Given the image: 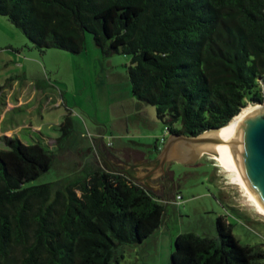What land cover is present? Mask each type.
I'll use <instances>...</instances> for the list:
<instances>
[{
	"label": "trees",
	"instance_id": "trees-1",
	"mask_svg": "<svg viewBox=\"0 0 264 264\" xmlns=\"http://www.w3.org/2000/svg\"><path fill=\"white\" fill-rule=\"evenodd\" d=\"M0 16L40 53L78 55L90 34L103 57L129 56L132 96L170 134L220 129L263 102L264 0H0ZM60 129L57 145L66 122ZM0 141V264H119L124 246L159 229L167 205L127 175L92 166L25 186L50 170L53 153ZM216 231L178 235L170 264H264L263 247L240 245L223 217Z\"/></svg>",
	"mask_w": 264,
	"mask_h": 264
},
{
	"label": "rangeland",
	"instance_id": "rangeland-1",
	"mask_svg": "<svg viewBox=\"0 0 264 264\" xmlns=\"http://www.w3.org/2000/svg\"><path fill=\"white\" fill-rule=\"evenodd\" d=\"M8 40L21 48L17 57L5 48ZM23 42L27 46L21 47ZM129 65V56L103 57L90 34L78 55L55 49L40 53L0 16V115L6 101L13 105L0 121V136L38 144L54 155L50 170L25 186L82 177L92 166L119 171L151 163L143 158H155L154 145L163 147L157 140L164 127L155 107L132 96ZM64 122L66 139L58 147L55 141L63 136ZM116 153L121 161L109 155ZM149 183L161 187L162 195L154 194L161 202L176 195L181 200L167 204L155 234L123 247L119 264H170L175 238L185 233L215 238L217 217L231 226L240 245L264 249V217L211 156H201L192 166L170 162L165 174Z\"/></svg>",
	"mask_w": 264,
	"mask_h": 264
},
{
	"label": "water",
	"instance_id": "water-1",
	"mask_svg": "<svg viewBox=\"0 0 264 264\" xmlns=\"http://www.w3.org/2000/svg\"><path fill=\"white\" fill-rule=\"evenodd\" d=\"M258 82L263 102L243 117L195 137L168 133L155 161L127 167L121 173L161 196V187H154L149 181L164 175L170 162L192 166L203 155L217 156V152H224L233 159L248 191L264 209V76ZM141 169L149 172H140Z\"/></svg>",
	"mask_w": 264,
	"mask_h": 264
},
{
	"label": "bare ground",
	"instance_id": "bare-ground-1",
	"mask_svg": "<svg viewBox=\"0 0 264 264\" xmlns=\"http://www.w3.org/2000/svg\"><path fill=\"white\" fill-rule=\"evenodd\" d=\"M254 107H247L244 108L238 116H236L233 120L243 117L249 110H252ZM232 120V121H233ZM214 149L217 151V146L214 147ZM215 151V152H216ZM211 157L219 162L225 170L230 173L231 181L238 185L240 189L243 191L244 196L247 199V202L250 203V205L255 209V212L261 216L264 217V209L261 207V205L254 199V197L251 195V193L248 191L240 172L233 161V159L229 158L224 152H217V156L211 155Z\"/></svg>",
	"mask_w": 264,
	"mask_h": 264
},
{
	"label": "crops",
	"instance_id": "crops-1",
	"mask_svg": "<svg viewBox=\"0 0 264 264\" xmlns=\"http://www.w3.org/2000/svg\"><path fill=\"white\" fill-rule=\"evenodd\" d=\"M23 45H21V47L22 46H27V44H25V42H23L22 43ZM5 48L7 49V50H10L11 52H12V54L14 55V56H16L17 57V54H20L21 53V51H19V49L21 50V48L18 46V45H15V44H13L12 45V43H11V41L10 40H8V42H6L5 43ZM21 103V101L19 100L18 101V103L17 104H20ZM3 107H4V109H3V111H2V113H1V115H0V121H2V119H3V117L5 116V114L7 113V112H9L10 110H12L13 109V105L11 104V103H7V101H6V103L5 104H3ZM7 134H10V131H7L6 132ZM4 136V135H3ZM0 137H2V136H0ZM7 137V136H6ZM159 147L157 146V145H154V148H153V153H154V155H155V158L154 157H144L143 159L145 160V161H147V162H153V161H155L156 160V157H157V155H158V153H159ZM106 153V152H105ZM104 154V153H103ZM113 159H118V160H120L121 161V159L119 158V155H117V153H116V155H114V154H109ZM105 157V156H104ZM106 158V157H105ZM218 189V188H217ZM176 194H178V193H176ZM172 197V196H171ZM167 205V204H166Z\"/></svg>",
	"mask_w": 264,
	"mask_h": 264
},
{
	"label": "built area",
	"instance_id": "built-area-1",
	"mask_svg": "<svg viewBox=\"0 0 264 264\" xmlns=\"http://www.w3.org/2000/svg\"><path fill=\"white\" fill-rule=\"evenodd\" d=\"M164 132H163V135L157 140V142L160 144V145H163L166 141V136L168 135V131H167V128H164L163 129ZM181 200V197L179 195H176L172 201H166L165 204H169V203H173V204H176L178 203L179 201Z\"/></svg>",
	"mask_w": 264,
	"mask_h": 264
},
{
	"label": "flooded vegetation",
	"instance_id": "flooded-vegetation-1",
	"mask_svg": "<svg viewBox=\"0 0 264 264\" xmlns=\"http://www.w3.org/2000/svg\"><path fill=\"white\" fill-rule=\"evenodd\" d=\"M123 170H119V171H116V172H118V173H121ZM124 174V173H123ZM164 174H165V172H164Z\"/></svg>",
	"mask_w": 264,
	"mask_h": 264
}]
</instances>
